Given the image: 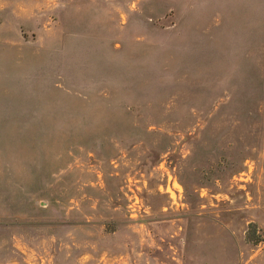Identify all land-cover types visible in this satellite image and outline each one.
Listing matches in <instances>:
<instances>
[{"label": "rangeland", "instance_id": "rangeland-1", "mask_svg": "<svg viewBox=\"0 0 264 264\" xmlns=\"http://www.w3.org/2000/svg\"><path fill=\"white\" fill-rule=\"evenodd\" d=\"M0 264H264V0H0Z\"/></svg>", "mask_w": 264, "mask_h": 264}]
</instances>
